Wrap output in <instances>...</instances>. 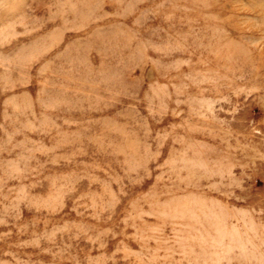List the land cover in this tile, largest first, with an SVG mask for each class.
<instances>
[{
  "label": "rangeland",
  "instance_id": "374dc122",
  "mask_svg": "<svg viewBox=\"0 0 264 264\" xmlns=\"http://www.w3.org/2000/svg\"><path fill=\"white\" fill-rule=\"evenodd\" d=\"M0 264H264V0H0Z\"/></svg>",
  "mask_w": 264,
  "mask_h": 264
}]
</instances>
